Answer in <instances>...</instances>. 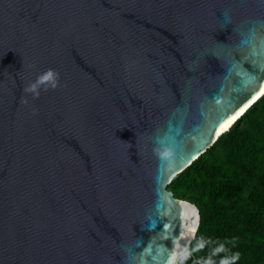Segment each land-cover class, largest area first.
I'll use <instances>...</instances> for the list:
<instances>
[{"label": "water", "instance_id": "95a60500", "mask_svg": "<svg viewBox=\"0 0 264 264\" xmlns=\"http://www.w3.org/2000/svg\"><path fill=\"white\" fill-rule=\"evenodd\" d=\"M263 93L264 0H0V264H178L167 184Z\"/></svg>", "mask_w": 264, "mask_h": 264}, {"label": "trees", "instance_id": "16d2710c", "mask_svg": "<svg viewBox=\"0 0 264 264\" xmlns=\"http://www.w3.org/2000/svg\"><path fill=\"white\" fill-rule=\"evenodd\" d=\"M167 189L200 212L180 264H264V93Z\"/></svg>", "mask_w": 264, "mask_h": 264}, {"label": "clouds", "instance_id": "9594fccd", "mask_svg": "<svg viewBox=\"0 0 264 264\" xmlns=\"http://www.w3.org/2000/svg\"><path fill=\"white\" fill-rule=\"evenodd\" d=\"M46 81L50 82L52 87L56 86V73L53 70H48L46 73L39 76L35 83H32L25 88V91L33 93L34 96L38 95V86Z\"/></svg>", "mask_w": 264, "mask_h": 264}, {"label": "built area", "instance_id": "2783aa9c", "mask_svg": "<svg viewBox=\"0 0 264 264\" xmlns=\"http://www.w3.org/2000/svg\"><path fill=\"white\" fill-rule=\"evenodd\" d=\"M187 254H188V251H185L184 254L180 257V260L178 261V264H180V263L183 261L184 257H185Z\"/></svg>", "mask_w": 264, "mask_h": 264}, {"label": "snow or ice", "instance_id": "6c2138e0", "mask_svg": "<svg viewBox=\"0 0 264 264\" xmlns=\"http://www.w3.org/2000/svg\"><path fill=\"white\" fill-rule=\"evenodd\" d=\"M232 119H235V117H233Z\"/></svg>", "mask_w": 264, "mask_h": 264}]
</instances>
